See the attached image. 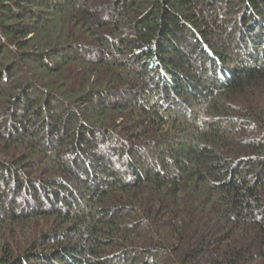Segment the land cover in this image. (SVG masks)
I'll use <instances>...</instances> for the list:
<instances>
[{
	"label": "trees",
	"instance_id": "trees-1",
	"mask_svg": "<svg viewBox=\"0 0 264 264\" xmlns=\"http://www.w3.org/2000/svg\"><path fill=\"white\" fill-rule=\"evenodd\" d=\"M0 103V264H264V0H0Z\"/></svg>",
	"mask_w": 264,
	"mask_h": 264
},
{
	"label": "rangeland",
	"instance_id": "rangeland-1",
	"mask_svg": "<svg viewBox=\"0 0 264 264\" xmlns=\"http://www.w3.org/2000/svg\"><path fill=\"white\" fill-rule=\"evenodd\" d=\"M9 112V110H7V113ZM6 113V108H5V106H3V105H1V103H0V119L2 118V117H4V119H6L5 117L6 116H8L9 114H7ZM8 122H7V119L6 120H2L1 121V124H0V126H5L6 124H7ZM143 152V151H142ZM139 153V152H138ZM145 154V153H144ZM141 159L144 161V163H146V162H148V160H150L149 159V157H147L146 155H141ZM119 162V161H118ZM117 163V162H116ZM120 164V163H119ZM83 178H86V177H84L83 176ZM0 183H1V190L2 191H0V193H3L2 195H6L7 197H11V193L9 192V190H5L4 189V187L2 186V184H4V182L2 181V180H0ZM80 187V185L78 186H76L75 184H73V188L75 189V193L73 194V196L70 194V196L71 197H73V199H75L76 200V197H77V195H75L76 194V190H77V192H78V188ZM63 192V193H62ZM58 193H59V197H60V200H59V202H58V204L59 205H57V206H60L61 204H62V202H61V200H62V194H68L67 193V191L65 192V190H63V191H59L58 190ZM39 194H41V193H39ZM23 195H26V194H24V192H21V193H19V194H17L16 196H14L13 198H14V201H15V203H17V206H18V208H21V207H24L25 205H24V201L21 199L22 198V196ZM27 195H28V197H31L30 195H34V193H30V191H28V193H27ZM42 195V194H41ZM44 195H42L41 196V198L43 197ZM12 198V197H11ZM23 198H24V196H23ZM43 200H44V203H46V201H45V199L44 198H42ZM78 199V198H77ZM77 201V200H76ZM76 203V202H75ZM74 203V204H75ZM27 206H29V209H31V204L30 203H28V205ZM45 207L46 206H48L47 205V203L44 205ZM56 206V207H57ZM52 207H53V205H52ZM41 222H35V223H33V224H31L30 226H33V228H37L38 226H39V224H40Z\"/></svg>",
	"mask_w": 264,
	"mask_h": 264
}]
</instances>
